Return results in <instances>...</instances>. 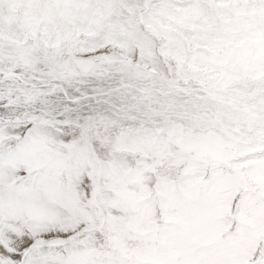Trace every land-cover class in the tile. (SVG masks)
<instances>
[{"label":"snow or ice","instance_id":"obj_1","mask_svg":"<svg viewBox=\"0 0 264 264\" xmlns=\"http://www.w3.org/2000/svg\"><path fill=\"white\" fill-rule=\"evenodd\" d=\"M0 264H264V0H0Z\"/></svg>","mask_w":264,"mask_h":264}]
</instances>
